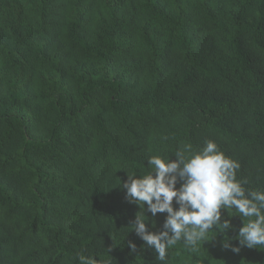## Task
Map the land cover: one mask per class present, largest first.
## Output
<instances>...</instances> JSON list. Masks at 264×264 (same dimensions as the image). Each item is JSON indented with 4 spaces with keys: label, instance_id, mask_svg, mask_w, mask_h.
<instances>
[{
    "label": "trees",
    "instance_id": "1",
    "mask_svg": "<svg viewBox=\"0 0 264 264\" xmlns=\"http://www.w3.org/2000/svg\"><path fill=\"white\" fill-rule=\"evenodd\" d=\"M208 140L264 190V0H0V264H264L235 210L163 262L129 224L120 181Z\"/></svg>",
    "mask_w": 264,
    "mask_h": 264
},
{
    "label": "clouds",
    "instance_id": "2",
    "mask_svg": "<svg viewBox=\"0 0 264 264\" xmlns=\"http://www.w3.org/2000/svg\"><path fill=\"white\" fill-rule=\"evenodd\" d=\"M147 164L152 171L138 177L127 175L120 187L127 203L143 208L129 224L144 245L154 248L159 261L165 260L167 248L181 240L196 251L214 227L227 232L233 226L222 212L229 210L247 218L238 231L239 244L250 249L264 246V190H246L243 184L247 181L236 179L239 164L213 141H205L199 151L184 144L174 159L151 156ZM157 214H163L161 230L149 231V220L155 221ZM128 247L137 250L131 241ZM223 247L229 248V242ZM231 250L238 253L240 248ZM77 259L79 264H101L79 253Z\"/></svg>",
    "mask_w": 264,
    "mask_h": 264
}]
</instances>
